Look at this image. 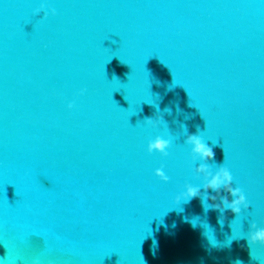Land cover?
Returning a JSON list of instances; mask_svg holds the SVG:
<instances>
[{
	"label": "water",
	"instance_id": "obj_1",
	"mask_svg": "<svg viewBox=\"0 0 264 264\" xmlns=\"http://www.w3.org/2000/svg\"><path fill=\"white\" fill-rule=\"evenodd\" d=\"M0 264H264V0H0Z\"/></svg>",
	"mask_w": 264,
	"mask_h": 264
}]
</instances>
